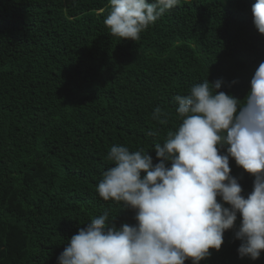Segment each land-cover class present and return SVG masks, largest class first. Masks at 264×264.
<instances>
[{"label": "trees", "instance_id": "16d2710c", "mask_svg": "<svg viewBox=\"0 0 264 264\" xmlns=\"http://www.w3.org/2000/svg\"><path fill=\"white\" fill-rule=\"evenodd\" d=\"M254 3L180 0L133 41L104 23L109 0H0V264H58L105 211L118 227L135 223V210L97 191L110 148H143L157 163L154 145L182 122L176 95L218 79V91L247 95L264 61ZM229 167L246 197L254 176L232 157ZM239 244L226 230L200 264H264V250L241 258Z\"/></svg>", "mask_w": 264, "mask_h": 264}, {"label": "clouds", "instance_id": "9594fccd", "mask_svg": "<svg viewBox=\"0 0 264 264\" xmlns=\"http://www.w3.org/2000/svg\"><path fill=\"white\" fill-rule=\"evenodd\" d=\"M180 0H109L104 23L114 36L133 41ZM253 24L264 34V0L251 6ZM209 82L212 87L210 88ZM222 80L176 95L182 122L150 151L115 145L107 159L114 166L97 185L105 200L135 210L134 224L117 226L107 211L71 236L58 264H192L219 250L226 230H234L241 258L256 260L264 250V61L240 99L218 91ZM232 83H236L233 81ZM242 101V103H241ZM153 118L166 124L156 107ZM221 152V149H225ZM229 157L254 176L245 197L232 176ZM220 198V200L217 199ZM227 205V206H225ZM239 217V223H237Z\"/></svg>", "mask_w": 264, "mask_h": 264}]
</instances>
